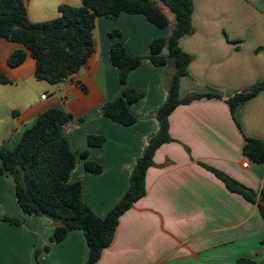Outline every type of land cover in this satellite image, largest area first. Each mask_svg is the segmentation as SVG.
<instances>
[{"label":"crops","instance_id":"obj_1","mask_svg":"<svg viewBox=\"0 0 264 264\" xmlns=\"http://www.w3.org/2000/svg\"><path fill=\"white\" fill-rule=\"evenodd\" d=\"M62 3L79 7L82 0L25 1L32 22L57 18ZM193 3L194 33L179 42L193 57L188 75L181 80L180 98L217 90L223 99L195 100L174 110L170 116L174 141L156 151L155 165L146 175V195L120 218L114 241L97 264H237L242 258L264 263V219L258 205L228 190L203 166L221 170L257 192L264 189V164L249 161L243 153L246 138L264 142V91L241 105L235 115L226 102L264 82V0ZM172 27L171 21L159 28L142 14L99 17L94 52L78 73L57 85L36 79V61L29 51L21 65L10 67V54L26 48L0 39V71L12 80L0 84V151L14 150L46 111L72 114L65 135L77 163L69 181L81 183L85 203L105 217L129 189L137 160L159 131L156 113L167 101L166 72L172 71L144 58L122 85L111 47L121 42L130 55L148 56L151 43L166 38ZM114 30L121 37H110ZM162 53L167 55L168 50ZM126 87L144 95L129 106L137 119L131 126L102 113V106L121 96ZM90 135L105 136L106 142L90 147ZM85 151L88 156L83 159ZM86 161L102 165L103 171L88 172ZM54 232L51 219L21 209L14 177L0 174V264H36L37 260L85 264L89 247L84 232L73 230L64 240L51 242ZM46 246L49 251H43ZM36 251H41L37 258Z\"/></svg>","mask_w":264,"mask_h":264},{"label":"trees","instance_id":"obj_2","mask_svg":"<svg viewBox=\"0 0 264 264\" xmlns=\"http://www.w3.org/2000/svg\"><path fill=\"white\" fill-rule=\"evenodd\" d=\"M25 1L0 0V39L18 42L26 48L10 54V67L21 65L29 51L36 61V79L51 85L60 84L78 73L92 55L99 17L113 18L123 13L142 14L159 28L171 25L165 8L175 18L170 34L166 38L154 40L148 56L130 55L121 42H116L111 47L112 64L119 70L122 85H126L129 74L144 58H148L155 66L172 68V71L166 72L167 101L156 113L159 131L149 140L144 154L137 160L129 189L105 217L98 216L85 203L82 184L69 181L77 163V157L71 152L65 135V127L74 119L72 114L62 109L46 111L24 133L14 150L0 151V174L7 172L14 177L16 198L21 209L28 215H41L53 221L55 232L51 242L64 240L73 230L83 231L89 247V257L85 264H97L104 250L114 241L120 218L146 195V175L155 165L156 151L162 145L174 141L170 134L171 114L182 104L204 98L223 99V94L212 90L180 98L181 80L188 75L193 57L180 48L179 42L183 37L194 33L193 0H82L79 7L68 3L60 4L57 18L41 22L29 19ZM121 35L119 30L109 33L112 38ZM165 49L168 50L167 55L162 53ZM0 84H12V80L1 71ZM263 91L264 82H257L249 90L235 93L226 102L235 115L241 105ZM143 96V93L126 87L121 96L102 106V113L123 126H131L137 119L129 106ZM78 121L81 122L82 119ZM105 142V136L88 137L90 147H100ZM243 153L249 161L264 164L263 141L246 138ZM87 156L88 151L81 154L83 159ZM203 166L221 179L228 190L257 204L264 219V204L260 202L264 197V189L257 192L221 170ZM85 169L99 174L103 171V166L94 161H86ZM3 221L13 225L21 224L15 218H4ZM49 250L50 247L46 246L43 251ZM40 253L41 251H36V258ZM36 264H40L38 260ZM237 264L257 263L252 259L242 258Z\"/></svg>","mask_w":264,"mask_h":264},{"label":"rangeland","instance_id":"obj_3","mask_svg":"<svg viewBox=\"0 0 264 264\" xmlns=\"http://www.w3.org/2000/svg\"><path fill=\"white\" fill-rule=\"evenodd\" d=\"M51 7H53V11L56 12V8H55L56 6H54V4L51 3ZM165 11L167 12L168 17L172 21V25H174V22H175L174 15L170 11H168L166 8H165ZM48 13H51V12L49 11ZM52 19H55V18H52ZM48 20H50V19H48ZM45 21H47V20H45Z\"/></svg>","mask_w":264,"mask_h":264},{"label":"built area","instance_id":"obj_4","mask_svg":"<svg viewBox=\"0 0 264 264\" xmlns=\"http://www.w3.org/2000/svg\"><path fill=\"white\" fill-rule=\"evenodd\" d=\"M47 97H48L47 94H44L41 98L45 100ZM247 166H248V162L246 161V163L244 164V167H247Z\"/></svg>","mask_w":264,"mask_h":264},{"label":"water","instance_id":"obj_5","mask_svg":"<svg viewBox=\"0 0 264 264\" xmlns=\"http://www.w3.org/2000/svg\"><path fill=\"white\" fill-rule=\"evenodd\" d=\"M260 202H261L262 204H264V197H262V198L260 199Z\"/></svg>","mask_w":264,"mask_h":264}]
</instances>
